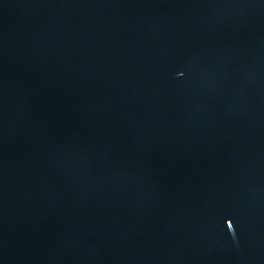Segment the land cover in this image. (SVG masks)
I'll list each match as a JSON object with an SVG mask.
<instances>
[{
    "label": "water",
    "instance_id": "obj_1",
    "mask_svg": "<svg viewBox=\"0 0 264 264\" xmlns=\"http://www.w3.org/2000/svg\"><path fill=\"white\" fill-rule=\"evenodd\" d=\"M0 264H264V0H0Z\"/></svg>",
    "mask_w": 264,
    "mask_h": 264
}]
</instances>
